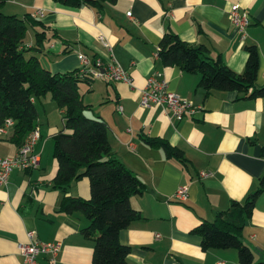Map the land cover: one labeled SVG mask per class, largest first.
Segmentation results:
<instances>
[{
	"label": "crops",
	"instance_id": "1",
	"mask_svg": "<svg viewBox=\"0 0 264 264\" xmlns=\"http://www.w3.org/2000/svg\"><path fill=\"white\" fill-rule=\"evenodd\" d=\"M237 4L250 16L245 35L230 21V9ZM36 10H43L45 16L34 18ZM2 11L42 21L49 28L48 38L58 34L36 54L42 65L41 56L48 59L46 69L54 73L79 70L81 54L93 62H109L111 52L99 40L104 36L133 78V88L95 80L83 93L91 108L87 115L107 125L112 155L146 187L142 195L131 198L141 219L120 233V243L131 249L128 264H239L236 249L203 250L201 237L192 231L203 222L214 221L233 202L244 204L260 187L264 177V97L246 99L236 92H207L200 86L198 74L164 66L158 50L170 31L191 45H205L210 58L221 57L242 74L248 59L245 49L255 45L260 57L256 84L263 87L264 0H118L114 5L104 4L102 10L86 5L66 7L53 0H7ZM35 45L36 30L30 27L24 46L31 49ZM157 72L169 82L171 91L201 105L203 111L180 121L160 106L142 108L141 91ZM96 81L102 84L96 85ZM54 102L50 96L35 100L41 138L34 152L40 158L39 168L16 169L9 184L0 188V264H25L19 245L30 242L29 233L44 243L61 242L55 264H94V242L83 235L87 218L80 212L64 213V193L54 188L58 172L54 137L64 130L61 110V121L52 119ZM12 135L13 128L0 134V157L17 154L19 148L10 142ZM144 137L167 141L183 153L186 164L168 159ZM202 172L211 176L202 178ZM181 187L188 188L185 201L174 198ZM67 195L89 200V179L74 183ZM243 242L252 250L255 263L264 264V192L246 222ZM39 262L52 264L45 255Z\"/></svg>",
	"mask_w": 264,
	"mask_h": 264
},
{
	"label": "trees",
	"instance_id": "2",
	"mask_svg": "<svg viewBox=\"0 0 264 264\" xmlns=\"http://www.w3.org/2000/svg\"><path fill=\"white\" fill-rule=\"evenodd\" d=\"M53 1L66 7L86 5L98 10L106 3L118 2ZM6 2L0 0V129L8 120L13 121L10 142L20 148L38 126L35 100L50 96L57 103L64 123V130L54 137V158L58 163L54 188L64 193L61 209L67 214L80 212L87 218L88 226L83 235L94 242V264H128L131 249L120 243V233L141 219L140 212L131 205V198L142 195L146 187L112 155L105 122L87 115L91 108L85 104L81 88L85 85L90 90L96 79L82 74L80 69L54 73L43 67L36 54L58 34L48 38L49 28L30 15L21 18L5 14L2 10ZM30 27L36 30V45L27 49L24 42ZM245 50L246 68L238 74L221 57L210 58L205 45H191L169 31L160 42L158 56L166 67H179L186 73L198 74L200 86L207 92H236L246 99L263 98L264 86L256 84L260 66L258 48L251 45ZM28 52L34 55L28 57ZM143 139L150 147L162 149L168 159L186 164L183 153L167 141ZM84 178L90 181L91 198L68 196L69 188ZM263 192L264 177L258 190L244 204L233 202L230 209L220 212L214 221L196 227L192 233L201 237L202 249H236L239 264H257L252 250L243 242V233Z\"/></svg>",
	"mask_w": 264,
	"mask_h": 264
},
{
	"label": "built area",
	"instance_id": "3",
	"mask_svg": "<svg viewBox=\"0 0 264 264\" xmlns=\"http://www.w3.org/2000/svg\"><path fill=\"white\" fill-rule=\"evenodd\" d=\"M128 15L131 17V12H129ZM44 16L43 10H36L33 14L34 18H43ZM229 16L231 24L237 32L245 35L250 25V16L243 11L238 4L231 7ZM99 40L109 49L111 58L107 63L103 61H96L93 63L88 56L81 54L79 57L83 65L80 69L82 74L90 75L96 80L122 83L133 88L134 82L129 70L116 59L111 45L106 38L100 36ZM140 106L142 108L160 106L170 111L172 116L180 121L185 117L195 116L197 113L203 111L201 105H196L193 102L183 99L171 91L169 82L158 72L147 80L144 89L141 91ZM119 111H123V106L119 107ZM13 126L14 122L8 120L0 129V134H7V131L13 128ZM128 131L131 132L130 129ZM40 138V130L35 128L14 157H0V188L6 187L9 184L10 177L16 169L29 171L39 168L40 158L35 154L34 149ZM134 147V144L130 143V148L133 149ZM200 176L202 178H208L211 174L202 172ZM188 193L187 187H181L174 198L177 201H185L188 197ZM28 237L30 239L29 243L19 245V250L24 258L25 264H40L39 257L42 255L47 256L52 264L56 263L57 257L62 250L61 242L44 243L39 240H34V234L32 233H29ZM218 264L223 263L219 262Z\"/></svg>",
	"mask_w": 264,
	"mask_h": 264
},
{
	"label": "rangeland",
	"instance_id": "4",
	"mask_svg": "<svg viewBox=\"0 0 264 264\" xmlns=\"http://www.w3.org/2000/svg\"><path fill=\"white\" fill-rule=\"evenodd\" d=\"M41 60H42V63H43V66L44 67H48L49 68V65H50V63H49V61H48V59L46 58V57H43V56H41ZM83 67V65L81 64V66H80V69ZM96 83V85L97 84H102V83H100L99 81H96L95 82ZM86 86L85 85H82V88H81V91L82 92H84V88H85ZM54 106H55V114L52 116V119H54V120H56V121H61V117H60V115H59V107H58V105H57V103L56 102H54Z\"/></svg>",
	"mask_w": 264,
	"mask_h": 264
}]
</instances>
